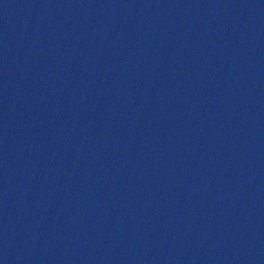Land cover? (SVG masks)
<instances>
[{
    "label": "water",
    "instance_id": "95a60500",
    "mask_svg": "<svg viewBox=\"0 0 264 264\" xmlns=\"http://www.w3.org/2000/svg\"><path fill=\"white\" fill-rule=\"evenodd\" d=\"M0 264H264V0H0Z\"/></svg>",
    "mask_w": 264,
    "mask_h": 264
}]
</instances>
